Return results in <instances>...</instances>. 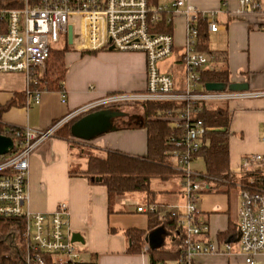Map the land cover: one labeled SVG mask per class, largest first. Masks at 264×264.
Wrapping results in <instances>:
<instances>
[{
	"label": "built area",
	"instance_id": "obj_1",
	"mask_svg": "<svg viewBox=\"0 0 264 264\" xmlns=\"http://www.w3.org/2000/svg\"><path fill=\"white\" fill-rule=\"evenodd\" d=\"M252 12L264 14L259 0H239L238 13ZM179 15L186 20L181 58L183 88H178L172 77L158 68L172 57L174 48L172 34L159 32L158 26L171 24ZM212 17L198 13L186 0L156 7H150L148 0H0V74L25 75L26 93L35 73L43 75L52 46L61 37L68 43V27L72 28V43L68 45L75 51L91 53L112 48L120 53H141L145 58L142 91L105 95L46 130L13 129V149L0 163V218L19 219L23 224L24 254L15 264H85L66 230L68 207L65 203H59L49 214L24 210L28 164L34 150L74 118L105 109L140 108L145 103L172 106L157 117L167 120L169 129L176 132L169 139L171 149L165 155L172 170L181 175L185 199L181 214L177 213L181 238L176 264H191L196 255L221 252L220 243L208 237L209 225L195 206L199 194L209 189L201 179L205 176L191 170L207 132L199 115L203 106L227 104L237 98L264 97V92L204 89L200 72L211 64L212 57L197 51L196 22L204 19L205 32L215 33L218 26ZM28 99L37 103L39 93ZM253 164L262 170L261 183L253 177L235 183L240 199L236 231L221 241L227 253L236 242L244 264H257V257L264 256V156L244 158L242 174L253 172ZM137 211L148 214L154 208L150 205ZM142 250L143 253L149 250L146 242Z\"/></svg>",
	"mask_w": 264,
	"mask_h": 264
},
{
	"label": "crops",
	"instance_id": "obj_2",
	"mask_svg": "<svg viewBox=\"0 0 264 264\" xmlns=\"http://www.w3.org/2000/svg\"><path fill=\"white\" fill-rule=\"evenodd\" d=\"M173 1L157 0V5H169ZM259 1L264 7V0ZM186 3L208 18L213 15L212 20L218 26L215 33H206L207 47L205 52L200 53L211 56L212 62L203 70H226L229 83H246L249 94L263 93L264 14L238 13L239 0H186ZM205 24L204 19L196 22L199 32L205 30ZM170 25V34L174 38L172 57L160 63L158 68L170 75L178 88H183L181 58L185 41V17L176 16ZM64 62L66 73L63 94L39 93L37 103L23 97L27 89L25 75L0 74V109L15 102L0 114V122L5 127L46 130L105 95L139 92L145 88V58L141 53L108 50L85 53L72 49L65 53ZM220 106L226 107L231 117L229 169L235 179H239L244 175V158L250 155L264 156V97L237 98ZM132 109L135 108L111 110L120 112V120L127 121L126 111ZM119 118L112 120L111 130L89 141L73 138L71 134L68 138L53 136L39 145L29 158L24 210L49 214L59 203H65L68 207L66 230L71 242L72 237L77 241L72 243L81 253L85 264H149L142 250L144 244L139 254L128 252L130 241L125 231L147 230V214L137 209L147 207L150 198L145 194L131 193L109 200L104 186L78 174L85 170L88 155L103 158L108 152H115L137 159L146 156V130L135 126L119 128L116 123ZM79 144L86 146L88 153L81 156L74 147ZM258 168L257 164L251 165L252 170ZM151 181L150 189L155 194V203L181 214L177 210L180 202L176 194L178 189L174 192L168 186L156 189L151 186ZM208 186V191L204 193H222L220 188H214L211 184ZM230 188L238 191L234 218L229 210L200 212L201 218L209 225L208 237L220 243L221 252L196 255L191 264H244L236 242H233L228 253L221 245L224 238L235 235L236 231L239 189L236 186L227 189ZM141 201L144 204H140ZM164 245L168 248L169 240ZM256 260L257 264H264V256H258ZM163 264L176 263L166 261Z\"/></svg>",
	"mask_w": 264,
	"mask_h": 264
},
{
	"label": "trees",
	"instance_id": "obj_3",
	"mask_svg": "<svg viewBox=\"0 0 264 264\" xmlns=\"http://www.w3.org/2000/svg\"><path fill=\"white\" fill-rule=\"evenodd\" d=\"M148 4L150 7H156L157 0H148ZM159 30L162 33H171V25L162 24ZM198 44V51L205 52L207 47L206 32L203 29L199 32ZM67 52V49H50L43 75L35 73L34 80L29 83L28 92H25L24 98L42 92L63 94L66 73L64 56ZM200 82L202 85L206 83L228 84L227 71L221 69L202 70ZM14 103L13 101L1 108L0 114L13 106ZM171 107L169 104L159 103H145L140 106L142 114L134 126L145 129L147 133V153L144 158H132L115 152H108L103 158L88 155L85 170L78 173L93 183L104 186L109 200L131 193L145 194L150 198L148 206L152 205L154 211L147 214V230L128 229L125 231V236L130 241L128 249L130 254L140 253L143 244H145L144 238L147 233L156 229L164 230L165 234L169 233L168 248L163 243L155 249L149 247L146 252L149 264H163L166 261L176 263L180 254L181 230L177 225L178 214L174 210H168L164 206L156 204L155 194L150 189L151 180L168 182L175 177L181 178L180 174L172 170L165 155L171 149L169 139L176 132L169 129L167 120L157 117L160 112ZM199 118L207 128L203 138L204 145L196 155V158H201L204 164L205 177L201 179L208 185H214V188L223 186L229 188L234 186L238 180L246 182L248 177H253L257 183H261L263 178L261 169L242 175L239 179H235L230 172L228 139L231 117L227 108L220 105L203 106ZM76 120L59 129L55 136L70 137V127ZM13 129L16 128L5 127L0 122V135L15 140ZM2 161L3 157H0V163ZM22 226V221L19 219L0 218V264H15L22 258L25 246L22 238ZM230 231L233 232L232 229Z\"/></svg>",
	"mask_w": 264,
	"mask_h": 264
},
{
	"label": "rangeland",
	"instance_id": "obj_4",
	"mask_svg": "<svg viewBox=\"0 0 264 264\" xmlns=\"http://www.w3.org/2000/svg\"><path fill=\"white\" fill-rule=\"evenodd\" d=\"M52 49H67L72 50V47H70L65 41L63 37L60 38L59 42L57 44H54L52 46ZM116 93H123V92H116ZM124 108H130V107H124ZM125 117L127 118V121L120 120V118L116 121L117 125H119V128L122 129H129L131 126H134V123L138 121V118L141 116L142 111L137 106L135 109L127 110ZM63 127V126H62ZM75 150L79 151L80 155L83 156L87 152L86 146L79 144L78 146L75 145ZM78 153V152H77ZM99 156V155H96ZM76 169V168H73ZM191 170L201 173L204 175V164L201 158H196L193 163L191 164ZM151 186L154 188L161 187H170L171 190L174 192L176 190V194L179 196V204L177 207V210L182 212V207L185 204V199L182 194V178L175 177L174 179L170 180L169 182H161L159 180H152ZM222 193H202L199 194V201L197 204H195L197 211L199 212H208V211H227L229 210L232 218H234V211L235 208L238 206V191L234 188L227 189V187L223 186L219 189ZM163 192V191H162ZM158 194V192H157ZM162 194V193H159ZM140 204H144L143 201L140 202ZM237 221V220H236ZM169 240V233L164 234L162 236V242L163 244H167Z\"/></svg>",
	"mask_w": 264,
	"mask_h": 264
},
{
	"label": "water",
	"instance_id": "obj_5",
	"mask_svg": "<svg viewBox=\"0 0 264 264\" xmlns=\"http://www.w3.org/2000/svg\"><path fill=\"white\" fill-rule=\"evenodd\" d=\"M72 43V28L68 27V44ZM108 51H112L110 48ZM204 89L209 92H245L248 91L246 83H206ZM122 114L118 111L99 110L91 112L80 117L70 127V134L73 138L83 141H89L97 136H100L112 128V120L121 117ZM13 149V141L10 137L0 135V157H4ZM164 230L156 229L149 233L145 238V242L151 249H155L162 244V236ZM72 242H77L72 237Z\"/></svg>",
	"mask_w": 264,
	"mask_h": 264
}]
</instances>
